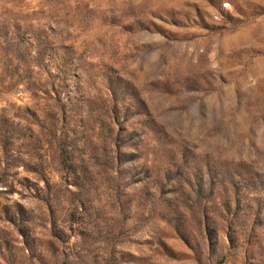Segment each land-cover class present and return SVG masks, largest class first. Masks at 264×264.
<instances>
[{"label": "rangeland", "instance_id": "rangeland-1", "mask_svg": "<svg viewBox=\"0 0 264 264\" xmlns=\"http://www.w3.org/2000/svg\"><path fill=\"white\" fill-rule=\"evenodd\" d=\"M0 264H264V0H0Z\"/></svg>", "mask_w": 264, "mask_h": 264}]
</instances>
